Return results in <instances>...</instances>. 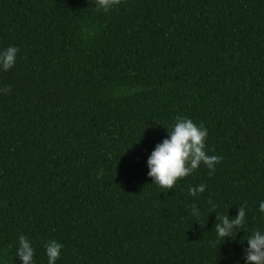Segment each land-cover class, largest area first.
<instances>
[{
  "label": "trees",
  "instance_id": "trees-1",
  "mask_svg": "<svg viewBox=\"0 0 264 264\" xmlns=\"http://www.w3.org/2000/svg\"><path fill=\"white\" fill-rule=\"evenodd\" d=\"M9 46L0 264H22L20 235L34 264H47L53 239L56 264H245L244 239L264 231V0H120L108 12L0 0V51ZM177 116L203 124L205 150L222 160L164 193L147 160ZM241 206L244 226L221 243L215 216Z\"/></svg>",
  "mask_w": 264,
  "mask_h": 264
},
{
  "label": "clouds",
  "instance_id": "clouds-1",
  "mask_svg": "<svg viewBox=\"0 0 264 264\" xmlns=\"http://www.w3.org/2000/svg\"><path fill=\"white\" fill-rule=\"evenodd\" d=\"M97 11L108 12L118 6L120 0H92ZM19 49L9 46L0 51V71H9L15 66ZM11 92L10 86L0 88V93ZM208 130L203 124H195L190 118L177 116L174 125L167 131V138L157 144L147 160L148 177L153 183L162 188L164 193L173 189L179 178L187 177L197 170L201 164L209 169V176L215 171V166L222 160L221 156L209 155L205 150ZM206 189L205 184L191 187L189 195L196 197ZM211 204V200H209ZM218 206L212 204L210 211L215 212ZM190 214L199 217L200 211L195 204L189 205ZM234 218L227 214L216 215L214 231L221 241L233 239L245 224L246 208L241 206ZM259 211L264 213V201L259 204ZM218 221V222H217ZM247 248L244 249L245 264H264V231L254 230L246 239ZM15 256L22 264H34L35 250L32 242L24 235H20L17 242ZM63 245L56 240H49L44 248L47 264H56Z\"/></svg>",
  "mask_w": 264,
  "mask_h": 264
}]
</instances>
